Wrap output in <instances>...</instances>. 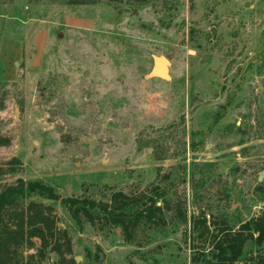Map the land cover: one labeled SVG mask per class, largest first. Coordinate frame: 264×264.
I'll return each instance as SVG.
<instances>
[{
	"label": "rangeland",
	"instance_id": "374dc122",
	"mask_svg": "<svg viewBox=\"0 0 264 264\" xmlns=\"http://www.w3.org/2000/svg\"><path fill=\"white\" fill-rule=\"evenodd\" d=\"M62 10L95 27L69 28L40 71L0 61L14 76L0 82V188L23 178L63 197L165 192L166 225L131 242L37 200L55 207L77 264H192L180 213L238 225L264 210V0H0V44ZM160 56L169 79L150 75ZM237 264H264V245L248 241Z\"/></svg>",
	"mask_w": 264,
	"mask_h": 264
},
{
	"label": "trees",
	"instance_id": "16d2710c",
	"mask_svg": "<svg viewBox=\"0 0 264 264\" xmlns=\"http://www.w3.org/2000/svg\"><path fill=\"white\" fill-rule=\"evenodd\" d=\"M8 143L0 139V145ZM154 194L143 191L132 196L115 191L106 200L63 197L43 181L18 178L0 188V264H51L48 260L52 254L58 257L52 264H77L71 237L58 227L55 207L39 198L60 201L80 229L85 223L96 228L119 227L131 242L143 225H166L170 204H159L166 193ZM178 219L188 227L185 237L191 243L192 264H237L248 241L264 245V210L238 225L224 220L219 223L205 213L190 220L180 213Z\"/></svg>",
	"mask_w": 264,
	"mask_h": 264
},
{
	"label": "crops",
	"instance_id": "0c3cea01",
	"mask_svg": "<svg viewBox=\"0 0 264 264\" xmlns=\"http://www.w3.org/2000/svg\"><path fill=\"white\" fill-rule=\"evenodd\" d=\"M61 19L57 20V15L49 12L46 22L43 20L35 19L33 17L28 22H24L22 26H17L15 32L19 33V29H22L24 36L21 38H15L16 43L14 47H8V44L1 42L0 44V61L5 63V67L8 68L7 72L15 71V65H24V69L28 71H40L42 70L45 59L51 56L55 48H52L55 41H60L63 36L67 34L69 28H79L83 30L93 26V20L86 18H69L64 15V10ZM88 22V24H86ZM86 25V26H85ZM72 30V29H71ZM57 51V50H56ZM54 54V53H53ZM3 70V69H0ZM14 76H4L1 74L0 82H8L12 80Z\"/></svg>",
	"mask_w": 264,
	"mask_h": 264
},
{
	"label": "water",
	"instance_id": "95a60500",
	"mask_svg": "<svg viewBox=\"0 0 264 264\" xmlns=\"http://www.w3.org/2000/svg\"><path fill=\"white\" fill-rule=\"evenodd\" d=\"M169 66L170 60L165 56L156 57L155 59V67L151 72L152 77H161L164 79H169ZM76 262H81V257H75Z\"/></svg>",
	"mask_w": 264,
	"mask_h": 264
}]
</instances>
